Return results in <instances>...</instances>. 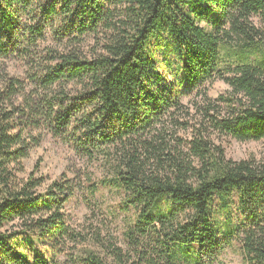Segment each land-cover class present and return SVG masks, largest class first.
<instances>
[{
    "label": "trees",
    "instance_id": "obj_1",
    "mask_svg": "<svg viewBox=\"0 0 264 264\" xmlns=\"http://www.w3.org/2000/svg\"><path fill=\"white\" fill-rule=\"evenodd\" d=\"M14 58L30 72L0 65V264H224L235 237L264 264V163L222 144L264 139V0H0ZM43 129L100 162L91 196L124 192L126 248L69 226L83 175L26 171Z\"/></svg>",
    "mask_w": 264,
    "mask_h": 264
},
{
    "label": "rangeland",
    "instance_id": "obj_2",
    "mask_svg": "<svg viewBox=\"0 0 264 264\" xmlns=\"http://www.w3.org/2000/svg\"><path fill=\"white\" fill-rule=\"evenodd\" d=\"M0 65L5 66L11 75L18 78H26L30 72L26 61L21 58L0 60ZM207 87L211 98H216L229 89L228 85L220 80ZM196 94V89L187 92L181 97V102L188 104ZM32 132L34 136L36 135L38 144L24 162L28 173L38 166L37 175L43 176L47 184L64 176L68 179L83 175L81 179L84 188L76 191L65 207L64 212L69 226L85 232L100 229L103 234L114 236L119 245L126 248L125 232L133 226L135 211L123 203L124 192L109 186H100L94 196L86 191L89 184L87 179L98 182L103 177L104 171L100 162L87 160L81 150L73 143H68V139L55 138L47 129ZM222 144L227 156L233 160L254 159L264 163V139L240 142L224 138ZM223 262L245 264L241 240L238 237L231 240L224 253Z\"/></svg>",
    "mask_w": 264,
    "mask_h": 264
}]
</instances>
